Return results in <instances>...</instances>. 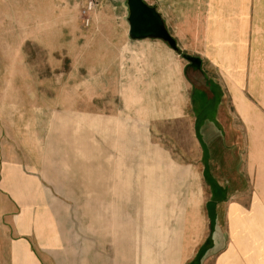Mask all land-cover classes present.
<instances>
[{"label":"rangeland","instance_id":"obj_1","mask_svg":"<svg viewBox=\"0 0 264 264\" xmlns=\"http://www.w3.org/2000/svg\"><path fill=\"white\" fill-rule=\"evenodd\" d=\"M128 15L126 0H0V101L71 106V190L55 191L71 203L70 246L88 230L123 264H171L188 215L203 223L190 95L205 81L187 70L186 84L188 61H164L156 42H130ZM248 82L229 85L246 112L261 95Z\"/></svg>","mask_w":264,"mask_h":264},{"label":"crops","instance_id":"obj_2","mask_svg":"<svg viewBox=\"0 0 264 264\" xmlns=\"http://www.w3.org/2000/svg\"><path fill=\"white\" fill-rule=\"evenodd\" d=\"M145 2L162 16L180 52L162 40L129 41L156 42L164 61L199 58L201 69L188 66L182 74L186 84L187 70L205 81L191 85L190 95L202 152L195 210L199 206L203 223L196 226L194 211L188 215L171 264H264V0ZM237 77L249 79L250 96L261 93L259 107L254 100L246 112L239 101L234 104L229 85ZM250 79L253 86L261 79L260 91L251 89ZM202 109L207 119L198 113ZM93 116L100 117L101 127H112L102 115ZM69 140L71 106L0 101V264H123L109 257L107 246L86 244L93 237L88 230L83 245L75 244L71 230L69 245L62 223L70 219L71 203L55 192L71 190Z\"/></svg>","mask_w":264,"mask_h":264},{"label":"water","instance_id":"obj_3","mask_svg":"<svg viewBox=\"0 0 264 264\" xmlns=\"http://www.w3.org/2000/svg\"><path fill=\"white\" fill-rule=\"evenodd\" d=\"M128 8L129 36L132 40L157 39L166 42L173 50L180 52L176 40L167 30L162 16L144 0H126ZM195 70L201 69V60L183 55Z\"/></svg>","mask_w":264,"mask_h":264},{"label":"flooded vegetation","instance_id":"obj_4","mask_svg":"<svg viewBox=\"0 0 264 264\" xmlns=\"http://www.w3.org/2000/svg\"><path fill=\"white\" fill-rule=\"evenodd\" d=\"M188 66H189V68H193L192 66H191V63L188 61ZM213 91V90H212ZM206 96H207V94H206ZM210 97L212 98L211 100H215L216 98H217V95H216V93L213 91V93L210 95ZM207 98H208V96H207ZM198 113H200V115H201V118L202 117H204V118H206L207 119V113H208V110H204V109H202L201 111H199L198 110ZM223 115V113H221V111H220V113H219V116H221V117H223L222 116ZM203 125L202 124H199L198 126H197V131H198V134H199V138H200V140H201V142H202V144H203V146L205 147V149H206V151H209L210 150V147H208V145H207V143L205 142V136H204V133H203Z\"/></svg>","mask_w":264,"mask_h":264}]
</instances>
